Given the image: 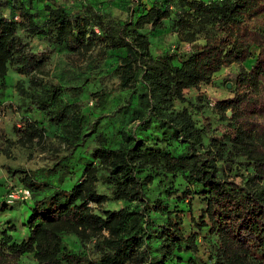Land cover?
<instances>
[{
	"label": "trees",
	"instance_id": "1",
	"mask_svg": "<svg viewBox=\"0 0 264 264\" xmlns=\"http://www.w3.org/2000/svg\"><path fill=\"white\" fill-rule=\"evenodd\" d=\"M1 1L0 8L15 6L17 15L0 17V91L8 68L26 77V87L18 88L22 109L37 110L58 133L49 168H6L10 181L29 192L30 206L24 240L15 242L0 233V264H20L23 254H32L35 264H199L181 256L197 254L199 237L209 240L211 264H264V0H165L134 18L129 7L122 20L85 3L43 5L39 20L31 0ZM168 19L178 40L192 50L152 56L141 31L162 29ZM20 30L44 39L50 51L89 57L95 67L108 53L122 51L114 71L126 89L123 110L137 121L140 132L154 123L163 135L183 144L182 152L173 154L163 146L166 140L149 143L133 132L119 131L118 138L96 133L100 117L88 120L79 103L64 98L80 96L82 87L42 80L45 58L36 59L28 51ZM253 50L250 69H241L236 77L233 98L214 105L227 131L205 146L190 114L171 107L185 101V90L211 83L222 68L246 62ZM109 96L104 90L93 94L99 107ZM15 134L7 144L22 150L45 146L43 129L29 115ZM92 135L93 145L78 158L81 178L64 189L67 161ZM218 163L243 165L251 173L237 185L224 177ZM160 174H180L205 203L188 235L181 212L144 198V187ZM52 177L56 186L49 181ZM108 201L132 206L104 209ZM6 208L0 200V213ZM150 211L164 215V222L155 224ZM64 237L91 244L93 254L69 252Z\"/></svg>",
	"mask_w": 264,
	"mask_h": 264
},
{
	"label": "rangeland",
	"instance_id": "2",
	"mask_svg": "<svg viewBox=\"0 0 264 264\" xmlns=\"http://www.w3.org/2000/svg\"><path fill=\"white\" fill-rule=\"evenodd\" d=\"M2 0L1 2H3ZM33 12L37 19L41 20L44 13L43 5L60 4L65 7L72 6L77 3H85L91 5L95 10L108 14L115 19H124L128 14V8H132V18L137 16L144 10H148L151 6L163 5L165 0H141L140 5L134 7L135 0H31ZM208 2L209 0H202ZM7 6V5H5ZM17 15L15 6L10 8H0V17L13 18ZM142 34L149 39L151 44V54L156 56L161 51L178 52L186 54L192 47L178 40L176 32L172 29V20L168 19L164 22L162 29L144 28ZM21 39L28 44V51L33 54L36 59L40 56L45 58L44 73L40 75L44 81L58 82L62 86H81L82 93L78 97H64L66 102H77L81 111L87 114L88 120L100 117L96 125V133L112 135L119 137L121 132H133L137 138L146 139L149 143L162 141L163 146L171 153L177 154L184 149L183 144L171 137L170 134L163 135V129L156 124L151 123L148 130L140 132L137 121L133 120L129 111H125L126 89H124L120 80L115 74L114 69L119 63L120 58L124 56L122 51H113L98 64L97 67L91 64V58L78 57L74 55H66L61 50L50 51V46L44 39L37 36H28L23 30L18 32ZM200 44L204 41L199 40ZM256 52L253 50L252 57L242 64H232L222 68L213 76L211 83L201 84L197 88H191L184 91V102H174L170 111L186 110L195 125L203 132V142L206 146L213 137L221 138L227 131L226 122L222 121L215 112L214 105L218 101L231 99L234 96V88L236 85V77L240 70H249ZM229 84V85H228ZM27 78L17 74L12 68H8L5 77V87L0 91V200L3 201L7 208L0 213V233L6 232L11 235L15 242L24 240L27 237L26 221L29 215L30 194L28 199H14L7 203V196L10 192L21 189L20 185L15 181L12 183L6 173L7 167H18L29 171H39L40 169L49 168L54 162L53 148L56 144L55 135L58 130L51 125L46 118L37 110L25 111L20 105V96L18 88H25ZM228 86V87H227ZM110 93L103 107H99L96 103L94 93L99 91ZM131 107H134V100H131ZM30 116L35 123L44 131L46 142L44 147H35L30 150H22L14 144H7L16 138L15 129H20L23 119ZM166 132V130H165ZM93 136L78 148L72 157L67 161L69 174L66 176L67 183L63 186L68 189L73 183L82 176L81 165L78 158H82L93 145ZM53 144V145H52ZM47 145V147H46ZM52 145V146H51ZM115 146V145H114ZM46 147V148H45ZM50 148V149H48ZM3 151V152H2ZM219 168L224 171L226 179L237 185L241 184L247 174L251 171L246 166L233 164L229 167L218 163ZM55 177L49 179L53 186ZM99 186V190H103ZM187 189V191H186ZM195 185H187L178 174L176 177L170 175H159L154 178L153 182L146 185L143 189L144 198L150 204L160 201L167 206L169 211H177L183 214V231L186 235L194 230L192 221L196 212L204 207L202 197L196 194ZM188 192V193H184ZM194 194H190V193ZM190 194V195H189ZM19 196V195H18ZM132 204L117 201H108L103 205L104 209H120L131 207ZM149 216L156 222L162 224L165 220L164 215L149 212ZM13 228V230H11ZM208 239L198 238V252L196 255L190 253H182V260H196L197 263H212L213 253L209 248ZM63 243L67 250L74 254H93L91 244L79 242L74 237H64ZM155 246V245H154ZM20 264H35L32 254H23L19 259ZM171 264V263H169ZM179 264V263H177Z\"/></svg>",
	"mask_w": 264,
	"mask_h": 264
},
{
	"label": "built area",
	"instance_id": "3",
	"mask_svg": "<svg viewBox=\"0 0 264 264\" xmlns=\"http://www.w3.org/2000/svg\"><path fill=\"white\" fill-rule=\"evenodd\" d=\"M14 19H17V17H14ZM19 195V196H18ZM29 197V192L23 188L19 189L18 191L10 192L7 196V203L11 202L14 199L26 200Z\"/></svg>",
	"mask_w": 264,
	"mask_h": 264
},
{
	"label": "water",
	"instance_id": "4",
	"mask_svg": "<svg viewBox=\"0 0 264 264\" xmlns=\"http://www.w3.org/2000/svg\"><path fill=\"white\" fill-rule=\"evenodd\" d=\"M229 85V84H228ZM228 87V86H227ZM228 115H229V113H228Z\"/></svg>",
	"mask_w": 264,
	"mask_h": 264
}]
</instances>
